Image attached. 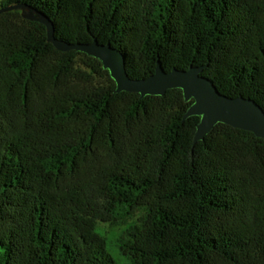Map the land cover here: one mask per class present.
Here are the masks:
<instances>
[{
	"label": "trees",
	"instance_id": "1",
	"mask_svg": "<svg viewBox=\"0 0 264 264\" xmlns=\"http://www.w3.org/2000/svg\"><path fill=\"white\" fill-rule=\"evenodd\" d=\"M56 36L94 38L131 78L203 67L264 109V0H1ZM181 88L117 92L102 61L0 13V264H118L99 225H126L130 264H264V138L200 117Z\"/></svg>",
	"mask_w": 264,
	"mask_h": 264
},
{
	"label": "water",
	"instance_id": "2",
	"mask_svg": "<svg viewBox=\"0 0 264 264\" xmlns=\"http://www.w3.org/2000/svg\"><path fill=\"white\" fill-rule=\"evenodd\" d=\"M14 9H21L25 18L44 24L48 40L58 50L77 49L100 59L116 81L117 92H138L142 96L164 95L169 89L181 88L185 100L194 101L185 118L193 115L201 118L194 137L195 144L204 140L218 123L251 131L257 137L264 138V109L253 99L223 94L209 77L202 74L203 67L192 66L187 70L174 68L166 71L158 62L155 73L149 77L131 78L127 72L124 55L111 44L100 43L97 38L89 43L61 40L56 36L54 22L44 12L25 4L0 8V13Z\"/></svg>",
	"mask_w": 264,
	"mask_h": 264
},
{
	"label": "rangeland",
	"instance_id": "3",
	"mask_svg": "<svg viewBox=\"0 0 264 264\" xmlns=\"http://www.w3.org/2000/svg\"><path fill=\"white\" fill-rule=\"evenodd\" d=\"M0 7H1V0H0ZM126 225L122 226H111L105 223H101L99 225L100 232L106 237L108 240V249L116 259L118 264H130V262L123 256L118 247L117 241L120 237L121 233L124 231Z\"/></svg>",
	"mask_w": 264,
	"mask_h": 264
}]
</instances>
